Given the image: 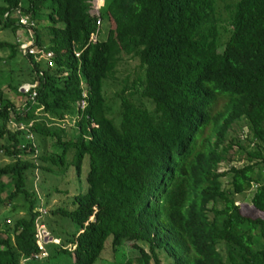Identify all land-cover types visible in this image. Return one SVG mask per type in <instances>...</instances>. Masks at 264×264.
I'll list each match as a JSON object with an SVG mask.
<instances>
[{"label": "trees", "instance_id": "trees-1", "mask_svg": "<svg viewBox=\"0 0 264 264\" xmlns=\"http://www.w3.org/2000/svg\"><path fill=\"white\" fill-rule=\"evenodd\" d=\"M91 10V0H0V31L26 36L27 16L35 48L53 55L48 66L0 41L36 85H8L20 105L0 89V213L25 203L11 225L2 218L0 264H95L107 244L118 262L131 245L138 264H160L159 252L171 264H264V219L234 204L251 193L264 213V0H103ZM206 128L214 140L200 138ZM234 146L243 164L218 172ZM71 170L68 207L47 210L50 193L43 204L28 178ZM36 222L59 241L41 261Z\"/></svg>", "mask_w": 264, "mask_h": 264}, {"label": "rangeland", "instance_id": "rangeland-1", "mask_svg": "<svg viewBox=\"0 0 264 264\" xmlns=\"http://www.w3.org/2000/svg\"><path fill=\"white\" fill-rule=\"evenodd\" d=\"M99 6L101 7L102 4V0H99L98 2ZM112 24V23H111ZM109 23L107 22V20H105L104 22H102V38L105 37L106 32H107V27H108ZM22 33L17 32L15 34V37L13 38L11 36V34L9 33V31H0V41L2 42H14V39L17 41H21L22 39L27 38L24 35H21ZM96 40V39H95ZM9 54L8 50H2L0 51V89L5 90V92L8 94V96H12L14 100H16L18 103L17 105H20L21 102L23 103L25 98H23L22 100H20V97L18 95H14L12 92L8 91V85L12 84L14 86L18 85V84H22L23 85L25 83H27V80L29 79V69H28V64L27 61H25L24 58L20 56H16L14 59L12 60H6L5 57H7ZM134 62L131 63V68L133 67ZM133 71H122L120 73V76H124L126 74H132ZM117 82H109L106 84L105 87V92H106V98L109 100L110 103H112L113 109L117 110L118 109V101L114 98V92L119 88V86L117 85ZM21 88V87H20ZM19 88V89H20ZM22 92V91H21ZM20 101V102H19ZM222 101L219 102L218 104V108H220L222 106ZM74 120H72L71 122H69V119L66 118L65 123L72 125L74 122ZM64 123V124H65ZM263 125V136H264V119L262 122ZM70 127V126H68ZM66 130L69 131L68 128H66ZM238 132V137L241 141L242 144H246V138H247V129L244 127L242 131H239V129H237ZM67 133V132H66ZM99 134L107 139L108 138V133L107 131L101 130L99 132ZM207 137H210L212 140H214L213 135H211V133L208 131V129L206 128L203 132V134L201 135V139H205ZM3 140H0V144L3 143ZM236 146L233 147V150L230 152V154L234 157V160L231 161L230 163H221L218 165V172H223L226 171L227 169H229L230 166H241L243 164L244 161L242 160H238L237 159V155L235 154V150H236ZM6 163H8V160L5 158H1L0 157V167L5 165ZM260 172H262V174L264 175V166H261L259 168ZM86 172L85 170L83 171L82 177H81V181H84ZM75 175H74V171L71 170L68 173L64 174L63 176H50V175H44L42 173L37 174V181H33L35 180V174L30 175V177L28 178V186L31 187L32 189H36L37 192H39L41 198H42V202L44 204L45 200H43V196H45L44 194L50 193V197L47 198L49 204L47 205V207H45L47 210H49V208H51V206H65L68 207L69 203H70V199L69 197L72 196V194L75 192V188H76V181H75ZM7 180V179H5ZM221 183L223 186H228L229 185V181H231V175L229 174V176L226 177H222L221 179ZM38 183H42L44 184V191H40L37 187ZM54 188H58L59 190H61V193H54ZM251 193H248L245 195V197H240L237 198L235 200V205L239 208L240 213L245 216V217H251V218H256V217H260L262 219H264V213H259L258 211L255 210V208H253V206L250 203V195ZM45 198V197H44ZM13 206L16 207L15 212L11 211L12 210V206H5V208L2 209L1 213H0V231L2 230V222H3V217L7 218V223L9 225L12 224V221L15 218L18 217H22L25 215V203L23 201L22 198H18L15 203L13 204ZM65 229L68 230L67 225H64ZM0 236H1V232H0ZM108 242V241H107ZM106 242V243H107ZM146 248V247H145ZM147 250V248H146ZM123 256L120 255V261L118 262L112 251L109 248V244L106 245L102 255L100 256L101 259H99L98 261H96L95 264H138L136 261V257L137 254L134 252L133 249H131V245H128L123 252ZM139 255V254H138ZM159 258H160V264H171V261L167 258V256L162 253L159 252Z\"/></svg>", "mask_w": 264, "mask_h": 264}, {"label": "built area", "instance_id": "built-area-1", "mask_svg": "<svg viewBox=\"0 0 264 264\" xmlns=\"http://www.w3.org/2000/svg\"><path fill=\"white\" fill-rule=\"evenodd\" d=\"M98 6L97 3H93L92 10L91 12L93 14L98 15ZM19 24L23 26L26 30V37L25 39H22L21 41H17L19 44L20 50L22 51L23 54L28 53L31 55L35 56V59L40 61L44 60L48 62V66H53V63L51 61L52 58V53L51 52H44L41 49H36L34 46V37H33V31L32 28L34 27V23L29 20L27 16H21L19 18ZM100 25V20L97 21V26ZM23 35V34H21ZM96 37H92L91 40L92 42H95ZM78 56V55H76ZM35 84H24L21 86L19 91L24 94L28 93L31 89L35 88ZM32 97H35V92H33ZM80 106L83 107L84 103H80ZM36 230L34 234L35 238V243L37 247V252L33 255V259L41 261L45 258L48 257V251H47V246L51 243H59L58 240L52 238L46 229V227L43 224H40L39 222H36L35 224Z\"/></svg>", "mask_w": 264, "mask_h": 264}, {"label": "crops", "instance_id": "crops-1", "mask_svg": "<svg viewBox=\"0 0 264 264\" xmlns=\"http://www.w3.org/2000/svg\"><path fill=\"white\" fill-rule=\"evenodd\" d=\"M97 3V6H99V4H98V2H99V0H91V3H92V6H93V3ZM102 4H103V0H102ZM98 8H100V7H98ZM92 13V12H91ZM93 14V13H92Z\"/></svg>", "mask_w": 264, "mask_h": 264}]
</instances>
